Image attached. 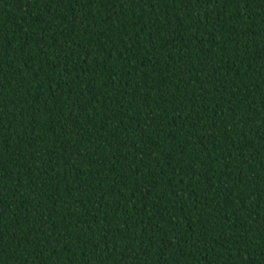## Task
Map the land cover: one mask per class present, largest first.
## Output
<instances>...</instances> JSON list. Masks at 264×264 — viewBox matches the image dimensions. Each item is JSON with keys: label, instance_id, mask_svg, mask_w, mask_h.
<instances>
[{"label": "trees", "instance_id": "trees-1", "mask_svg": "<svg viewBox=\"0 0 264 264\" xmlns=\"http://www.w3.org/2000/svg\"><path fill=\"white\" fill-rule=\"evenodd\" d=\"M0 264H264V0H0Z\"/></svg>", "mask_w": 264, "mask_h": 264}]
</instances>
